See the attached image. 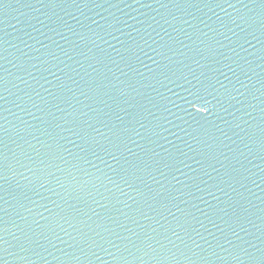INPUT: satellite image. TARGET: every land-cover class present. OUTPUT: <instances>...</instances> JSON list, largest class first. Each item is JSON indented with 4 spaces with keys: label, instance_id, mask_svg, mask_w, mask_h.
<instances>
[{
    "label": "water",
    "instance_id": "obj_1",
    "mask_svg": "<svg viewBox=\"0 0 264 264\" xmlns=\"http://www.w3.org/2000/svg\"><path fill=\"white\" fill-rule=\"evenodd\" d=\"M0 264H264V0H3Z\"/></svg>",
    "mask_w": 264,
    "mask_h": 264
},
{
    "label": "snow or ice",
    "instance_id": "obj_2",
    "mask_svg": "<svg viewBox=\"0 0 264 264\" xmlns=\"http://www.w3.org/2000/svg\"><path fill=\"white\" fill-rule=\"evenodd\" d=\"M0 4H3V0H0Z\"/></svg>",
    "mask_w": 264,
    "mask_h": 264
}]
</instances>
